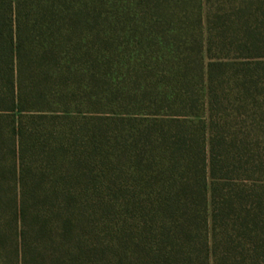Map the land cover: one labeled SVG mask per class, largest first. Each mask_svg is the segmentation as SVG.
Listing matches in <instances>:
<instances>
[{"label": "trees", "instance_id": "trees-1", "mask_svg": "<svg viewBox=\"0 0 264 264\" xmlns=\"http://www.w3.org/2000/svg\"><path fill=\"white\" fill-rule=\"evenodd\" d=\"M0 264H264V0H0Z\"/></svg>", "mask_w": 264, "mask_h": 264}]
</instances>
